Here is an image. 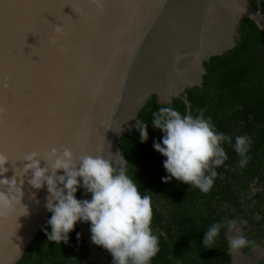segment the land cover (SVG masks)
<instances>
[{
	"label": "water",
	"instance_id": "obj_1",
	"mask_svg": "<svg viewBox=\"0 0 264 264\" xmlns=\"http://www.w3.org/2000/svg\"><path fill=\"white\" fill-rule=\"evenodd\" d=\"M243 18L264 35V13L249 0H103L101 9L89 0H0L6 175L12 177V165L22 167L33 150L42 155L62 146L77 159L111 156L124 167L121 138L133 131L140 110L155 95L166 105L182 99L190 114L188 90L202 86L205 62L236 45ZM58 23L65 33L52 44ZM17 179L24 181L28 211L21 215V206L0 220V264L22 258L50 213L46 186L34 189L27 176ZM77 199H91V193L81 188ZM76 224L89 258L113 264L91 241L89 222Z\"/></svg>",
	"mask_w": 264,
	"mask_h": 264
},
{
	"label": "trees",
	"instance_id": "obj_2",
	"mask_svg": "<svg viewBox=\"0 0 264 264\" xmlns=\"http://www.w3.org/2000/svg\"><path fill=\"white\" fill-rule=\"evenodd\" d=\"M249 1L255 7L260 6L264 13V0ZM239 30L240 38L232 49L205 62L203 84L190 88L188 99L190 114L195 116L203 109L204 117H211L216 131L232 137L233 144L239 135L252 138L246 167H238L240 157L231 145L224 143L228 159L217 169L218 176L207 194L175 178L167 183L162 180L168 175L163 167L166 157L154 149L153 143H162L163 133L152 127L153 113L170 107L186 115V105L180 98L166 105L158 103L153 95L137 117L140 124H148L147 141L141 142L136 127L121 138L127 175L142 196L151 197V227L159 236L160 248L151 264H228L227 227L221 228L210 248L202 243L205 232L222 220L225 223L237 220V225L246 220L250 228L257 226L259 230L263 226V220L252 216L255 212L264 216V35L249 18L241 20ZM254 178L258 179L257 191L249 197ZM75 195L79 197L80 189ZM51 215L50 212L44 227L16 264H98L89 258L77 224L67 243L47 240L46 231H51L47 221ZM261 230L259 236L264 238V227ZM252 232H248L250 241L256 243L254 237L258 234ZM107 255L113 260L108 251Z\"/></svg>",
	"mask_w": 264,
	"mask_h": 264
},
{
	"label": "clouds",
	"instance_id": "obj_3",
	"mask_svg": "<svg viewBox=\"0 0 264 264\" xmlns=\"http://www.w3.org/2000/svg\"><path fill=\"white\" fill-rule=\"evenodd\" d=\"M89 2L98 9L103 7V0ZM64 33V25L58 23L53 29L51 43L56 44ZM0 87H8L7 82L0 81ZM151 125L163 133L162 143L154 141L153 147L166 157L163 167L168 175L162 177L166 183L175 178L207 194L218 176L217 169L228 159L222 147L224 143L231 145L240 157L239 168L243 169L249 163L252 138L239 135L233 144L232 137L216 131L211 117H204L203 109L193 116L162 107L153 113ZM135 127L141 142L147 141L148 124L137 121ZM123 160L126 161L124 157ZM9 162V157L0 152V220L21 206L24 208L21 215L27 214V206L22 203L24 181L17 179L27 176V183L32 188L46 186L49 193L47 209L52 215L47 221L51 226V231H46L48 241L67 243L69 233L78 221L90 222L91 241L112 255L113 264H151L158 254L159 236L151 227V197L141 195L136 183L127 175V169L117 166L111 156L83 155L77 159L66 146L52 147L42 155L32 151L23 157L22 167L12 165L14 174L10 178L6 175ZM59 170H63V174H58ZM81 188L91 193V199L76 198L75 194ZM239 223L246 225L247 221ZM237 224V220L214 223L205 232L203 246L212 247L221 228L227 227L228 232L233 233ZM250 245L256 246L244 235L228 237L231 252Z\"/></svg>",
	"mask_w": 264,
	"mask_h": 264
},
{
	"label": "flooded vegetation",
	"instance_id": "obj_4",
	"mask_svg": "<svg viewBox=\"0 0 264 264\" xmlns=\"http://www.w3.org/2000/svg\"><path fill=\"white\" fill-rule=\"evenodd\" d=\"M257 185H258V179L254 178L251 180L250 183V190H249V197H252L255 192L257 191ZM259 189H261V187H259ZM254 202V200H253ZM254 218L258 219V220H263V226H261V228L264 227V216L262 214L259 215L258 212H255L253 214ZM260 228L257 229V226H252L251 228L249 227V223L247 221V224H242L240 223L239 225H237V230L233 233H229L228 232V237L229 235H244L246 236L249 240H250V236L249 233L250 231H253V234H258V237H254V239H257V242L255 243V247L253 246H248L246 248H243L239 251L236 252H231L230 250V261L228 264H236L235 262V258L238 257V259L245 261V264H264V238L260 237V232L262 231ZM259 239H261V242H258ZM247 261V262H246Z\"/></svg>",
	"mask_w": 264,
	"mask_h": 264
},
{
	"label": "bare ground",
	"instance_id": "obj_5",
	"mask_svg": "<svg viewBox=\"0 0 264 264\" xmlns=\"http://www.w3.org/2000/svg\"><path fill=\"white\" fill-rule=\"evenodd\" d=\"M243 260V259H242ZM240 259H238V257L235 258V262L236 264H245V261H242ZM247 262V261H246Z\"/></svg>",
	"mask_w": 264,
	"mask_h": 264
},
{
	"label": "snow or ice",
	"instance_id": "obj_6",
	"mask_svg": "<svg viewBox=\"0 0 264 264\" xmlns=\"http://www.w3.org/2000/svg\"><path fill=\"white\" fill-rule=\"evenodd\" d=\"M73 10L79 15L80 14V12H78L74 7H73ZM50 22V21H49ZM51 23V22H50ZM33 151H36V150H33ZM36 152H38V151H36Z\"/></svg>",
	"mask_w": 264,
	"mask_h": 264
}]
</instances>
